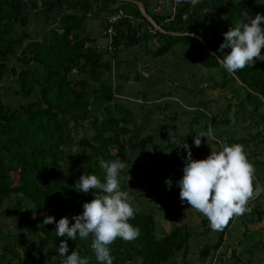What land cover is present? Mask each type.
Returning <instances> with one entry per match:
<instances>
[{"label": "trees", "instance_id": "trees-1", "mask_svg": "<svg viewBox=\"0 0 264 264\" xmlns=\"http://www.w3.org/2000/svg\"><path fill=\"white\" fill-rule=\"evenodd\" d=\"M93 2H99L101 7L97 9ZM198 2L192 13L189 7L182 8L176 19L164 27L165 32L151 35L158 44L146 54L160 57L172 51L176 43L186 42L197 63L217 70L224 85L235 83L240 86L244 97L238 95V104L244 109L243 117L248 119L264 106V61L232 72L217 58L223 55L220 50L225 39L223 33L239 19L264 13V1ZM114 4L115 0H0V80L9 72L18 80L15 94L36 99L19 109H11L0 101V208L16 197L13 206L7 208L23 234L16 238L21 241V247L32 250L33 256L51 264H60L63 257L59 253V243L65 237L56 236L55 223H43L45 215H54L59 220L62 216L72 217L82 212L83 203L101 191L96 189L94 194L77 191L75 184L83 173H95L103 179L102 161L121 159L125 162L121 170L123 176L126 167L129 168L126 151L143 155L148 150L147 139L141 132L144 126H138L124 106L111 105L114 91L104 87L91 88L109 66L94 49L85 47L87 39H79L72 32L75 30L72 25L80 22L81 17L70 14L69 10L80 7L82 17L103 12L107 15L119 9L112 8ZM123 9L135 17H142L136 6L128 5ZM54 11L60 16L59 22L64 23L61 31L52 30L41 40H30L24 31L18 38L13 36L17 24L28 25L27 13L48 18ZM209 12L221 17L214 21ZM140 29L141 26L130 20L119 21L112 36L115 51L140 47L149 36ZM21 46L23 50L19 55L16 51ZM10 61L14 62V67L7 65ZM74 71L83 75V79H73ZM244 102L253 108L252 112L247 114ZM217 124L216 118H212L211 125ZM80 127L85 132L92 131V135L82 134L78 138L76 134ZM259 127H253L257 129L255 135L240 137L231 144L264 142ZM179 193V186H158L149 192L152 200L149 206L142 207L135 199L133 205L137 211L130 222L140 227V235L132 240L117 237L113 241L110 245L113 264H126L135 258H139L141 264H175L177 255L188 264V240L194 232L184 222L190 205L181 201ZM153 208L162 212L164 220L172 225L169 234L162 238L155 235ZM254 213L261 221L264 207L260 206ZM225 230L224 225L218 240L198 253L200 260L208 258L212 251L216 252L224 241ZM92 239L91 235L77 240L68 238V254L77 248L81 255L89 257V264H101L91 247Z\"/></svg>", "mask_w": 264, "mask_h": 264}, {"label": "crops", "instance_id": "crops-1", "mask_svg": "<svg viewBox=\"0 0 264 264\" xmlns=\"http://www.w3.org/2000/svg\"><path fill=\"white\" fill-rule=\"evenodd\" d=\"M135 2H140L142 5L139 6ZM93 4L97 9L101 7L99 2H93ZM128 5H131V7L136 6L142 17L144 16L141 9L152 16L147 11V1L115 0L112 8L123 9ZM79 8L77 10H69L70 14L81 17L80 22L76 23L78 27L72 25V28L75 29L72 32L77 34L79 39H87L88 42H85V47L89 46L94 49L95 52L101 55L102 62H107V66H109L102 71L98 83L92 84L91 88L99 90L100 87H104L112 92L114 91L111 105L124 106L132 114L135 123L138 126H144L141 132L143 137L147 139L148 150L143 155H135L133 151L128 149L127 151L130 152L131 157L128 156L126 151L129 161V168H126L132 171H129L128 176L125 171L122 176V185L123 187L126 186L125 190L133 198L132 203L135 204L134 201L137 199L141 206L144 203V207L146 205L149 206L152 202L149 192L158 186L169 187L166 183L168 178L172 180V185L178 186L176 181L183 175L185 163L183 157H186L187 151L177 144L185 142L190 144L193 157L199 159L207 157L212 150H219L222 143L231 144L230 141L242 138L240 135L243 133L242 130L250 133L249 135L252 134L253 131H249L248 128L252 129L253 127H249V123H247L249 118L245 119L243 117L244 109L239 106V102H237V106L240 109L235 112L236 120L234 121L236 123L234 122L233 124L229 116L234 108L231 110V102L233 100L230 101L228 92H230V87L233 91H236L234 86H230L231 84L224 85L223 77L217 70L206 68L197 63L194 60L193 51L184 42H180L181 45L176 43L172 51L153 58L146 53L151 49H156L158 40L149 35L141 43L140 47H131L126 50L117 49V54H115L116 51L111 53L109 51L110 39L107 34L109 25L106 13L103 12L100 15L95 13L87 14L82 17L83 12ZM52 15L57 20L55 22L52 20L41 23L42 26L40 25L38 30L42 32L43 29V33L39 40L52 30L61 31L60 28L64 23L59 22V18L56 17L58 16L56 11L50 13L49 16ZM212 16L214 14H211ZM146 21L152 22L148 18H146ZM29 23L30 25L33 24V22ZM34 23L38 27L39 23ZM69 24L71 23L69 22ZM35 28L33 31L38 33ZM31 30V35L36 34L35 37L38 36L37 33ZM34 38L30 36V40H34ZM183 57L190 58L194 63L193 66H202L198 80L195 81L194 76L187 71L184 82L181 79L177 81V77L183 75L181 73L184 70V68L182 69ZM180 68L181 70H179ZM75 74L80 75L74 71L73 75ZM82 76L80 75V77ZM79 79L82 80L83 77ZM188 81L191 85L194 82H200L202 86L193 88L189 86ZM17 86L18 84H16ZM245 111L247 112V109ZM212 118H216L217 125H211ZM246 123L248 125L247 128L245 126ZM209 129L213 133L212 136L208 137V139L203 137L201 144L196 146L194 136ZM256 131L252 135H255ZM247 136L248 134L243 135V138ZM258 144L259 142L255 141L244 145V147L249 160L256 168L254 184L259 182L264 185V171L260 170L261 167L264 168V157L260 156L263 151L261 149L257 150ZM143 198H146V201L143 202ZM260 206L264 207V192L250 198L246 205L247 210L242 214L234 215L224 224L226 230L223 235V243L216 252L212 251L205 260H200L198 253L206 245H212L218 240L221 228L213 229L205 214H199L200 217H198V209L188 207L195 210L196 220L201 226H205L204 230L195 231L188 240L187 258L191 260L189 264H264V216L261 221H258L257 214L254 213ZM0 217L2 218H0V227H3L6 223L4 222L6 221L5 216ZM185 217L184 222L188 225L186 222L187 215ZM166 224L169 225V222ZM173 224L175 223L173 222ZM195 227L192 224L189 229ZM171 229L172 227L167 232L164 230L165 234L168 235ZM207 229L209 230L206 231ZM210 235L213 237V243L209 241ZM194 240H196V247L194 248H197L198 251L196 250L195 253L191 254L189 247L193 249L194 245L191 246V244L194 243L191 242ZM19 241L15 234L0 232V257L3 259L1 260L2 264H4L3 262L24 264V258L21 257L20 259L21 253L16 251V243H19ZM6 245L12 251L13 257L11 253H8L9 248L5 247ZM17 254H19L18 262H16L15 258ZM7 255L9 256L6 258ZM30 257H33V254ZM178 258L182 259L181 255H177L174 258L175 264H178ZM44 261L46 264H51L48 260ZM133 262L129 261L126 264H132Z\"/></svg>", "mask_w": 264, "mask_h": 264}, {"label": "clouds", "instance_id": "clouds-1", "mask_svg": "<svg viewBox=\"0 0 264 264\" xmlns=\"http://www.w3.org/2000/svg\"><path fill=\"white\" fill-rule=\"evenodd\" d=\"M223 35L225 39L220 44L223 55L217 59L228 71L264 61V13L237 20ZM224 49L230 51L224 52ZM212 134L211 129L200 132L194 136L195 145L199 146L203 137L208 139ZM177 145L187 151L183 157V175L176 181L180 199L205 214L213 229L221 228L230 217L244 213L249 199L264 192V185L254 184L256 168L243 144L222 143L219 150H212L207 157L199 159L193 157L192 146L187 142ZM102 167L103 179L95 173H83L75 184L77 191L94 194V190H101L83 203L82 212L72 217L62 216L59 220L54 215L44 217V224H56V236L65 237L59 243V253L63 257L60 264H89V257L81 255L77 248L68 254V238L77 240L91 235L96 259L101 264H113L110 247L113 241L117 237L132 240L140 235V227L130 222L137 208L122 185L121 170L125 162L104 160ZM166 183L171 187L173 182L168 178Z\"/></svg>", "mask_w": 264, "mask_h": 264}, {"label": "rangeland", "instance_id": "rangeland-1", "mask_svg": "<svg viewBox=\"0 0 264 264\" xmlns=\"http://www.w3.org/2000/svg\"><path fill=\"white\" fill-rule=\"evenodd\" d=\"M141 1V0H140ZM143 2L145 1V0H142ZM264 0H256V2H263ZM147 11H149L150 12V14L152 15V11H151V8L150 7H147ZM34 12H31V13H27V15H28V22H33V24L32 25H30V23H28V25L26 26V27H22L21 25H19V24H17V26L15 27V30H14V35L13 36H15V37H20L21 35H22V33H23V31L24 32H26L27 34H28V36H32L33 38L35 37V35L36 34H33V35H31V32H30V30L31 31H33L34 30V28L37 26L34 22H37V24H38V27H36L35 28V30L37 29L38 30V28L40 27V25H41V23H43V22H45V21H56L57 19H55V17L53 16H49L48 18L46 17V16H44V15H36V14H33ZM209 13H212V12H209ZM202 14V13H201ZM198 15H200V14H198ZM47 19H46V18ZM57 18H59L60 16H56ZM221 16H216V15H214V16H212L211 17V19H213L214 21H216V20H218L219 18H220ZM42 26V25H41ZM42 29V28H41ZM34 33H37L36 31H33ZM42 33H43V29H42V32H40L39 30H38V36H36L34 39H36V40H39L40 38H41V36H42ZM48 34V33H47ZM186 43V42H185ZM178 44H180V42H178ZM183 44V43H182ZM181 45V44H180ZM184 45V44H183ZM23 46H25V45H23ZM23 46H21V47H18V49H17V54H19L20 55V53L22 52V50H23ZM189 47V46H188ZM22 49V50H21ZM193 51V50H192ZM183 59L184 60H182V69L184 68V70L181 72L183 75H179L178 77H177V81H179L180 79L184 82V78L187 76V75H185V73L188 71L189 72V74L190 75H193L194 76V80L196 81V80H198V77H199V71H201L202 70V66H200V65H197V67L196 66H193L194 65V63L191 61V59L190 58H186V57H183ZM14 62L13 61H10V62H8L7 63V65H9V66H13L14 67ZM179 67V66H178ZM18 70H20V68L18 69ZM179 70H181V68L179 69ZM198 72V73H197ZM73 79H76V80H80L79 78H81L82 79V77H84V76H82V77H80V75H78V74H75V75H73V76H71ZM16 78V79H15ZM12 77L11 75H10V73L9 72H7L6 74H5V76L3 77V79H1L2 81H0V101H2L3 103H5V104H7L11 109H19L21 106H25V105H27V104H29L30 102H33L34 100H36L35 99V97H32V99H24V98H22V97H20V96H18V95H16L15 94V89L17 88L16 87V84H18V80H17V77ZM191 79V78H190ZM189 82V81H188ZM233 84V86H234V88L236 89V91H233L232 90V88L230 87V92H228L229 93V99H230V101H232L231 103V106H232V108H231V110H233V108H234V110H233V112H232V114H230L229 116H230V118H231V120L233 121V124H234V122L236 123V121H234V120H236V114H235V112H236V110H238V109H240V107L239 106H237V102H239V97L240 98H243L244 97V91L240 88V86H238V85H235V83H232ZM189 86H191V87H193V88H197V87H201L202 85L200 84V82L199 83H197V82H194V83H192V85L190 84V82H189ZM238 95H239V97H238ZM243 105H245V106H247L246 107V109H247V114L248 113H250V112H252V110H253V108L250 106V105H248L247 104V102H244V104ZM101 113V112H100ZM99 113V114H100ZM247 123H249V127H255L256 125H259L260 127V131H262V133H263V135H264V106H262L260 109H259V111L255 114V115H251L250 116V118L248 119V122ZM247 123L245 124V126H246V128L248 127V125H247ZM72 127L74 126L73 124L71 125ZM248 130L250 131H253L252 132V134L254 133V131H256L257 129H254V128H252V129H250V128H248ZM77 136H78V138H80V137H82V134H83V136L84 135H92V131H87V132H85L84 131V129H81V127L80 128H78L77 129ZM242 132L243 133H241L240 135L243 137V135H246V134H250V133H246L245 132V130H242ZM230 143H231V141H230ZM259 148V149H258ZM262 150L263 152L262 153H260V156L261 157H264V142H262V143H259L258 145H257V150ZM128 152V151H127ZM128 156H130L131 157V155H130V152H128ZM260 170L261 171H264V168L263 167H261L260 168ZM127 172H128V174H129V169L128 168H126V175L128 176V174H127ZM15 178H17V176L15 177ZM127 178V177H126ZM141 184H143V183H141ZM15 198L16 197H14L13 198V200H9V202H5V206L4 207H2V208H0V216H5V220L6 221H4V222H6L5 223V226H3V227H0V232L2 231V232H4V234L5 233H11V234H15L16 236H20V234L22 233V232H20V229H19V227L17 226V224H16V222H15V219L13 218V216L9 213V211H7V208L10 206V208L13 206V202H14V200H15ZM143 200V202L144 201H146V198H143L142 199ZM144 205H145V203H144ZM144 205H142L143 207H144ZM154 209V208H153ZM187 212L185 213V215H187V220H186V222L188 223V225L190 226V225H194V226H196L195 228H190V230H192V232H195V231H200V230H204L205 229V226H201L200 225V223H198V221L196 220L197 219V217H196V212H195V210L194 209H192V208H187V210H186ZM154 215H155V218H156V221H157V228H156V230H155V235H156V237L157 238H162L163 236H165L166 234H165V232H164V230L167 232V231H169L170 230V228L172 227V225L170 224L171 222H169V221H167V220H164V218H163V213L162 212H160V211H158L157 209H154ZM198 217H200V215L199 214H203L201 211H199L198 210ZM142 213V212H141ZM143 214V213H142ZM1 218V217H0ZM2 219V218H1ZM208 220H209V218H207ZM193 220V221H192ZM169 222V225L168 224H166V223H168ZM175 223V222H174ZM172 224H173V222H172ZM19 232V233H18ZM23 235V234H22ZM212 236L210 235V237H209V241L211 242V243H213L212 242V240H213V237L211 238ZM3 240V239H2ZM10 240V242H11V238L9 239ZM195 242H196V240H194V241H192L191 243H194V244H191V246H193V249L191 248V247H189L190 248V252H191V254L192 253H195V251L197 250V248H194V247H196V244H195ZM19 243H20V245H19ZM19 243H16L17 244V252H19V253H21L20 255V259H21V257L22 258H24V260H25V262H24V264H46L45 263V261L44 260H41V259H39L38 257H36V256H33V257H30L31 256V254H33V252H32V250L29 248V247H27V248H22L21 247V241H19ZM12 244V243H11ZM5 247H7V248H9L8 247V245H6ZM1 249V248H0ZM198 251V250H197ZM8 253L10 254L11 253V256L13 257V255H12V251H10V248L8 249ZM198 253V252H197ZM0 255H1V252H0ZM30 255V256H29ZM9 255H7L6 256V258L8 257ZM11 258V257H10ZM15 258H16V262H18V260H19V254H17L16 256H15ZM192 259V258H191ZM1 260H3V259H1V257H0V264H2L1 263ZM134 262L132 263V264H141V262H140V259L139 258H135L134 260H133ZM189 261H191L190 259H188V264H189ZM177 262H178V264H184V259H177ZM4 264H9V262H3Z\"/></svg>", "mask_w": 264, "mask_h": 264}, {"label": "built area", "instance_id": "built-area-1", "mask_svg": "<svg viewBox=\"0 0 264 264\" xmlns=\"http://www.w3.org/2000/svg\"><path fill=\"white\" fill-rule=\"evenodd\" d=\"M198 5V0H147L146 7L151 8L152 16H149L152 22H147L144 17H135L123 9H117L115 12L107 14V22L109 25L107 34L110 39L109 51L111 53L115 51V48L112 45V36L114 34L115 26L119 21L124 19L130 20L134 25L141 26V32L157 36L158 33L164 31V27L176 19L182 8L187 6L189 7V12L192 13ZM155 19H158V21Z\"/></svg>", "mask_w": 264, "mask_h": 264}, {"label": "water", "instance_id": "water-1", "mask_svg": "<svg viewBox=\"0 0 264 264\" xmlns=\"http://www.w3.org/2000/svg\"><path fill=\"white\" fill-rule=\"evenodd\" d=\"M135 3H137L139 6L142 5L140 2H135ZM141 11H142V14H143V16H144L145 18H148L149 20L151 19V18H149L148 14L145 12V10L141 9ZM163 32H165V31H163ZM173 34L176 35V33H173ZM263 102H264V100H263Z\"/></svg>", "mask_w": 264, "mask_h": 264}]
</instances>
